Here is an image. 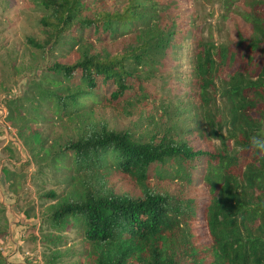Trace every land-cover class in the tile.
Here are the masks:
<instances>
[{
	"label": "trees",
	"instance_id": "16d2710c",
	"mask_svg": "<svg viewBox=\"0 0 264 264\" xmlns=\"http://www.w3.org/2000/svg\"><path fill=\"white\" fill-rule=\"evenodd\" d=\"M187 1L93 0L95 7L90 0L37 2L44 38H26L30 47L42 52L75 30L89 37L72 42L74 60L56 59L43 68L48 74L39 83L45 85L30 98L34 115L44 104L48 117L72 122L67 137L50 146L46 164L70 171L62 173L68 189L40 198L52 201L43 219L55 232L50 241L60 242L58 232L75 228L89 245L85 264H264V155L250 143L253 136L264 137V0H218L217 17L231 32L219 43L201 36L193 16L185 18ZM188 32L197 103L187 108L199 131L217 141L215 148L180 138L177 117L184 110L170 101L157 107L174 119L177 138L165 127L159 137L142 141L77 112L80 101L101 86L105 92L111 86L103 101L112 107L144 98L142 78L166 52L182 58ZM127 34V44L114 53L101 43ZM6 102L4 120L12 126L17 105L9 114ZM193 168L205 185L201 200L149 183L163 173L184 178ZM112 173L127 179L135 194L116 191ZM3 207L0 241L7 235ZM0 264H12L1 246Z\"/></svg>",
	"mask_w": 264,
	"mask_h": 264
},
{
	"label": "rangeland",
	"instance_id": "374dc122",
	"mask_svg": "<svg viewBox=\"0 0 264 264\" xmlns=\"http://www.w3.org/2000/svg\"><path fill=\"white\" fill-rule=\"evenodd\" d=\"M92 1L89 4L95 7L96 3ZM217 1L188 0L185 15V18L193 16L196 19L194 25L200 27L201 36H211L214 43L231 36L229 24H221L217 17ZM37 2L38 0H0V112L4 108L2 101L5 99L9 114L17 105L16 116L10 120L13 127L6 122L14 135H7L3 123L5 121L0 114V203L4 206L3 214L7 223V235L0 241V246L5 260L12 264H85L90 258L89 245L75 228L58 232L60 242L50 241V235H55V232L43 223V219L52 201L40 198L41 193L49 190L60 196L68 189L62 173L69 174L70 171H53L46 164L51 152L50 146L67 137L72 122L59 120L54 116L48 117L44 104L37 115H34L30 111L31 104L36 101L32 100L30 103V98L35 94L37 86L44 84L39 83L48 74L43 72V68L56 59L62 62L74 60V48H70L72 42L75 38L89 37L83 30H75L67 33L60 43L52 48H45L42 52L30 47L25 43L26 38L38 43L44 38L38 24L42 10ZM233 21L236 18L231 16L230 22ZM190 37L191 33L188 32L183 39L182 46L186 51L182 58L180 52L176 55L166 52L147 80L142 78L139 84L145 97L138 102L131 100L133 104L129 105L122 100L116 107L105 104L103 98L108 95L111 86H106V92L101 86L93 90L91 98L80 101L77 112L103 119L115 130H128L142 141H147L155 133L159 137L165 127L170 128L169 134L173 138H177V132L172 128L174 119L157 107L160 102L170 101L184 110L177 117L180 138L195 147L215 148L217 141L206 138L199 131L198 125L193 121L191 109L187 108L197 103L195 85L192 86ZM127 38L128 34L106 36L101 43L107 44V49L114 53L127 44ZM89 40L98 44L92 38ZM225 73V70L221 71V75ZM28 119L34 121L27 123ZM21 124L27 127H22ZM200 168L201 166H197V170ZM111 180L116 191L135 194L134 187L127 179L112 173ZM149 183L162 191L182 193L200 200L205 193V185L197 179L194 168L184 178H180L178 172L174 177L163 173L159 178L153 175Z\"/></svg>",
	"mask_w": 264,
	"mask_h": 264
},
{
	"label": "clouds",
	"instance_id": "9594fccd",
	"mask_svg": "<svg viewBox=\"0 0 264 264\" xmlns=\"http://www.w3.org/2000/svg\"><path fill=\"white\" fill-rule=\"evenodd\" d=\"M252 148L260 152L261 155H264V137L253 136L250 139Z\"/></svg>",
	"mask_w": 264,
	"mask_h": 264
},
{
	"label": "built area",
	"instance_id": "2783aa9c",
	"mask_svg": "<svg viewBox=\"0 0 264 264\" xmlns=\"http://www.w3.org/2000/svg\"><path fill=\"white\" fill-rule=\"evenodd\" d=\"M0 114H2V118L5 117V115H6V110H5V108H3V109L1 110ZM4 121H5V120H4ZM3 123H4L5 126H6L7 135H9V136L14 135V133H13V132L11 131V129L8 127V124H7L6 122H3Z\"/></svg>",
	"mask_w": 264,
	"mask_h": 264
}]
</instances>
